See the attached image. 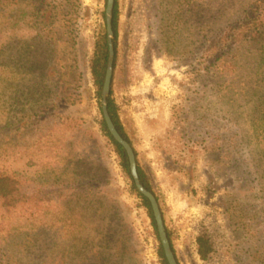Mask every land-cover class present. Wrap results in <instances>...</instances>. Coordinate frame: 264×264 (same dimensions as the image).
<instances>
[{"label":"rangeland","instance_id":"1","mask_svg":"<svg viewBox=\"0 0 264 264\" xmlns=\"http://www.w3.org/2000/svg\"><path fill=\"white\" fill-rule=\"evenodd\" d=\"M107 1L41 0L39 24L16 25L27 0H0V172L23 174L40 199L3 223V264H161L101 128L91 61ZM255 1L118 0L112 99L179 264H264V140L233 148L264 137V56L214 67L207 52ZM204 233L216 246L206 261Z\"/></svg>","mask_w":264,"mask_h":264},{"label":"trees","instance_id":"2","mask_svg":"<svg viewBox=\"0 0 264 264\" xmlns=\"http://www.w3.org/2000/svg\"><path fill=\"white\" fill-rule=\"evenodd\" d=\"M40 1L41 0H27L25 6L21 8L22 10L21 9L17 10L18 12L21 10V16L17 18L16 25H19V23L26 16L32 18L35 21V23L38 25L39 24L38 18H40L39 17L40 12L38 10V7L41 6ZM1 5H4V3L2 2L0 4V12H2ZM104 18L106 25V14H104ZM113 29L115 33L114 42L116 48V60H115V69H116L118 62L117 40L119 37L118 0H116L115 9H114ZM2 32L3 31L0 30V34H2ZM242 50H248L251 51V53L257 52V54L259 53L264 56V0H256L254 3L245 7L225 28H223V30L220 29L219 32H217L214 35V39H212L210 43H208L207 52L209 54L214 55L213 64L214 67H217L222 62H225L224 65H226V63H232L233 61H235V59H238L237 57L238 53ZM108 57H109L108 34H107V28H105V32L102 33L97 39L95 53L91 61V73L93 76L94 85L97 89L98 104L102 114L101 128L104 137L107 140V145L111 146L116 152V154L119 156L122 169L126 177L131 182L133 192L142 200L143 205L146 208L149 217L151 218L152 225L154 227V235L157 241L159 242L158 255L160 258V262L161 264H169L166 259L163 247L161 245L157 224L155 221L151 203L146 197H144L138 191L134 179L131 175L130 163L127 152L111 135L103 117L101 97H102V90H103L106 71H107ZM112 95H113V84H112L111 95L108 101L109 112L119 132L127 141H129L133 145L132 139L130 138L129 134L127 133L120 119L118 107L115 101L112 99ZM57 110H59V105L57 107ZM261 123L263 124L262 125L259 124L261 125V128L259 129H263L264 131V122ZM263 138L261 139L260 137H258V139L256 138L252 139L251 137L250 138L245 137V139L243 138V140L241 141H236L237 144L233 148L236 149L239 148V151H241L243 147L246 146L251 147L253 145V141L264 140ZM219 150H221V148H219ZM135 152L137 155L136 150ZM229 156H230V162L228 164V167H231L233 171H235L236 169H238V167L235 166L237 159H235V157L233 158V154H230ZM138 169L142 182L144 183L145 187L148 190L152 191L154 194H156L151 184V181L149 180L147 174L141 167L139 161H138ZM76 189L67 188L64 192L70 193ZM39 203H40V199L35 189L33 188L32 190H30L26 177L23 174L16 172H12V173L0 172V218H1L0 233L2 232L4 227L3 223H5V220L8 217L13 216V214L16 213L18 210L21 209L23 210L26 207H28L30 210H35V208L37 209L39 207L38 206ZM168 235L172 243V247L174 249L172 236L169 230H168ZM0 243H1V239H0ZM197 244H198V253L202 258V260L204 261L209 260L210 257L216 252L215 243L206 233L201 234L198 237ZM0 264H3V262H0Z\"/></svg>","mask_w":264,"mask_h":264},{"label":"water","instance_id":"3","mask_svg":"<svg viewBox=\"0 0 264 264\" xmlns=\"http://www.w3.org/2000/svg\"><path fill=\"white\" fill-rule=\"evenodd\" d=\"M116 0H108L106 7V27L108 34V46H109V57H108V65L107 71L104 81V86L102 90L101 104H102V112L104 120L107 124V127L114 137V139L126 150L129 163L131 175L134 179L135 185L138 191L146 197L152 206V210L154 213L155 221L157 224V229L161 241V245L165 252L166 259L169 264H179L177 256L172 247V243L170 241L168 230L166 226V222L164 219L163 211L159 202L158 197L152 191L148 190L144 183L142 182L139 169H138V159L135 152L134 146L127 141L122 134L117 129L112 116L109 112V98L112 91V84L115 72V60H116V48L114 42V29H113V17H114V9H115Z\"/></svg>","mask_w":264,"mask_h":264}]
</instances>
